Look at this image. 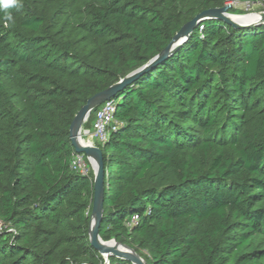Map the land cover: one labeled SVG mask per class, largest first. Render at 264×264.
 Returning a JSON list of instances; mask_svg holds the SVG:
<instances>
[{"label":"trees","instance_id":"obj_1","mask_svg":"<svg viewBox=\"0 0 264 264\" xmlns=\"http://www.w3.org/2000/svg\"><path fill=\"white\" fill-rule=\"evenodd\" d=\"M72 1L93 5L71 28L25 0L11 9L19 31L0 12V264L103 263L88 232L95 176L70 166V126L90 98L226 3ZM110 102L101 238L146 264H264V24L202 23Z\"/></svg>","mask_w":264,"mask_h":264},{"label":"water","instance_id":"obj_2","mask_svg":"<svg viewBox=\"0 0 264 264\" xmlns=\"http://www.w3.org/2000/svg\"><path fill=\"white\" fill-rule=\"evenodd\" d=\"M230 5L222 8H210V10L199 13L192 21L188 22L181 27L177 35L165 47L163 51L147 63L145 66L130 73L127 77L121 79L108 89L97 93L89 99L78 114L75 116L74 121L70 126L71 142L78 155H84L88 162L93 166L94 172V203L91 213V221L89 226V242L90 246L95 249L102 257L110 260L111 258L125 261L129 264H146L143 257L136 251L135 248L129 247L116 240L104 241L100 235V226L104 219V206H105V165H104V152L100 147H93L82 143V129L88 122L90 115L97 110L101 105L110 102L112 98L119 92L123 91L129 85L135 83L140 77L145 75L148 71L162 64L163 61L174 55L180 47L186 43L194 30L202 23L210 20L222 21L225 24L232 26L235 29H250L260 27L264 24V18L258 23L239 24L234 22L229 16H237L229 13ZM264 15V13H261ZM244 16V15H243ZM237 16V17H243ZM246 16V15H245Z\"/></svg>","mask_w":264,"mask_h":264},{"label":"rangeland","instance_id":"obj_3","mask_svg":"<svg viewBox=\"0 0 264 264\" xmlns=\"http://www.w3.org/2000/svg\"><path fill=\"white\" fill-rule=\"evenodd\" d=\"M246 1L247 0H226L224 6L227 4L230 5L231 9L229 13L237 16L259 14V12H262L260 5L248 8ZM25 2L32 11L44 17L51 18L54 22L63 24L66 28L74 27L78 21L85 20V13L88 9H91L93 5L88 1L74 4L72 0H25ZM19 26V20H15L11 24H4V29L19 31ZM2 104H4L3 99L0 98V106ZM4 124V121L0 119V126H4Z\"/></svg>","mask_w":264,"mask_h":264},{"label":"built area","instance_id":"obj_4","mask_svg":"<svg viewBox=\"0 0 264 264\" xmlns=\"http://www.w3.org/2000/svg\"><path fill=\"white\" fill-rule=\"evenodd\" d=\"M246 4L248 8H251L255 5H260L262 8V12L264 13V0H247ZM115 107L111 102H107L97 108L95 113V121L90 129H82V140L86 142L89 146L100 147L99 145L104 143L111 131L116 129V120H115ZM72 169L81 174L87 175L90 170H93V166L86 160L84 155H74L71 165ZM139 220V216H135L133 218V222H137ZM87 264V263H84ZM102 264H109V260L107 258L103 259Z\"/></svg>","mask_w":264,"mask_h":264},{"label":"clouds","instance_id":"obj_5","mask_svg":"<svg viewBox=\"0 0 264 264\" xmlns=\"http://www.w3.org/2000/svg\"><path fill=\"white\" fill-rule=\"evenodd\" d=\"M22 7L21 0H0V12L3 13L2 19L5 24L14 20L11 9L19 10Z\"/></svg>","mask_w":264,"mask_h":264},{"label":"bare ground","instance_id":"obj_6","mask_svg":"<svg viewBox=\"0 0 264 264\" xmlns=\"http://www.w3.org/2000/svg\"><path fill=\"white\" fill-rule=\"evenodd\" d=\"M234 22L239 23V24H249V23H258L260 20L264 18V15L259 13V14H252V15H246L243 17H237V16H229ZM82 143L85 145H88L86 142H84L81 139Z\"/></svg>","mask_w":264,"mask_h":264}]
</instances>
